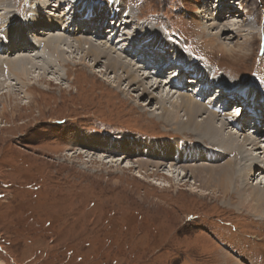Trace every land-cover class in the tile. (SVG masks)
Segmentation results:
<instances>
[{"label": "rangeland", "instance_id": "rangeland-1", "mask_svg": "<svg viewBox=\"0 0 264 264\" xmlns=\"http://www.w3.org/2000/svg\"><path fill=\"white\" fill-rule=\"evenodd\" d=\"M86 1H91L89 6H100L96 8L101 13L105 11L102 8L115 1L126 11H133L137 18L158 14L159 17L147 23L150 29L159 30V26L164 27L162 20L166 26L170 21L174 27L172 30L168 26L170 32H183L190 37L181 40L175 37L185 45L190 59L193 54H203L227 67L231 76L226 80L240 83L238 86H243L241 78L245 80L244 74H250L251 69L254 73L257 65L264 73L261 66L264 0L223 1L224 14L239 16L242 26L235 22L234 27L250 30H245L244 35L240 31L239 35H231V32L207 29L204 31L207 36L217 34L214 46L207 42L210 37L197 29L200 24L190 18L193 14L200 18L197 4L204 5L201 0H84L87 4ZM26 2L5 0L0 5V15L5 7L15 14L16 10L25 9ZM228 5L235 8L230 9ZM57 7L60 12L61 4ZM16 16L19 21L23 15L16 13ZM95 31V28L91 30ZM246 37L250 40H245ZM98 39L92 41L111 51V57L119 56L118 50L106 46L104 39ZM222 42L231 46L233 52L226 54L218 50ZM71 43L72 47L62 46L69 64L55 63L56 69L49 67L52 63L48 64L44 73H39L45 80L18 76L0 80V84L8 83L16 90L11 91L16 97H8L5 92L6 96L0 99V111L2 104L6 105L5 111L0 112V264H264V209L241 205L240 198L247 191L238 188L242 178L235 182L225 162L208 164L215 166L210 167L215 173L213 184L205 185L202 178L199 180L188 170L178 171L181 166L166 163L159 167L157 174H147L135 164L138 159L149 162L150 159L125 156L122 150L112 153L78 145V138L85 130H93L104 138H124L119 145L133 149L134 154L145 149L144 143L133 141L139 137L137 133L198 140L191 134L172 130L171 124L163 120L162 113L166 109L174 110V102L166 100L164 109H157L156 100L150 101L148 94L140 97L135 86L133 90L126 80H119L124 73L107 69L106 56H98L96 60L86 54L84 46L79 49L76 42ZM37 51L33 47L29 54ZM119 57L134 63L123 55ZM137 70L139 74H149L146 69ZM149 77V81H154V77ZM166 77H160L161 82ZM24 82L30 84L28 90L23 87ZM159 90L151 93L155 92L156 96ZM229 91L230 96L239 99L238 92L231 88ZM260 98L263 100L260 110L264 111V94ZM178 115L183 118L181 112ZM261 127L255 128L258 135L262 134ZM226 130L232 133L233 129ZM234 134L242 136L243 133ZM73 150L82 152L81 156L71 157ZM84 154L98 156L103 163L89 161ZM110 159L117 160L116 164ZM208 165L191 166L206 168ZM152 169L155 168L148 166V171ZM169 170L180 177L187 174L184 182L162 174ZM261 175L251 178L253 184L263 178L264 171ZM239 250L249 256L240 257Z\"/></svg>", "mask_w": 264, "mask_h": 264}, {"label": "bare ground", "instance_id": "bare-ground-1", "mask_svg": "<svg viewBox=\"0 0 264 264\" xmlns=\"http://www.w3.org/2000/svg\"><path fill=\"white\" fill-rule=\"evenodd\" d=\"M4 1L5 0H0V5ZM26 1V4H24L25 9L16 10L17 15H23L20 17L19 21L16 19L19 16H16V13H11L13 10L10 11L9 7L3 6L6 10L0 15V46H7V48L0 51V80H4L9 76H18L26 80L34 77H36V80H45L42 73H44L48 64L52 63L53 67L49 66L52 69H56L54 65L58 62H62L63 65L69 64L64 55V47L62 46L67 45V47H72L71 41L76 42L77 48L79 49L85 47L86 54L92 55L96 60L98 56H106L105 66L107 69L111 71L120 70L121 73H124V77L119 78V80H126V84L131 89L135 86L134 88L139 91L140 97L148 94L147 98H149L150 101L151 99L156 100L155 102L158 105L157 109L163 107V110L166 100H168V102H174V110L168 111L166 109L164 113H162L164 117L163 120L171 124L169 126L170 128L172 127V130L176 129V131L179 130L182 133L191 134L194 139L198 141L190 138H188L190 141H187L185 137H162L137 133L139 137L133 139V141L144 143L145 149L134 154L135 152L132 151L133 149L130 150L119 145L120 142L125 141L124 138H113V136H111V139L104 138L101 137L103 135L99 136L96 133L94 134L92 132L93 130H85V134H82V136L78 138V140H80L77 142L78 145L82 148L88 147L93 150H102L103 148L105 151L111 150L112 153L122 150L123 153H126L125 156L135 155L140 158L150 159V162L138 159L135 164L136 168L144 169L147 174H157L159 172V167L162 165L164 166L166 163L181 166L182 169L179 168L180 170L178 171L182 170L184 172L188 170L192 175L198 177L199 180L202 178L205 185L213 184L211 181L214 178L213 173L215 172H213V168L210 167L215 166H210L211 163L216 164L225 162L226 165H229V172L235 182L242 178V182H239L238 188H243L247 191V194H244V197L240 198L242 199L240 200L241 205L249 209L257 208L261 211L264 209V181L261 180L264 176L260 178V180H256L253 184L255 176L262 177L261 171H264V136H262L264 133L260 135L254 133L255 127L247 129L243 126H234L232 124L234 119H231V117H235L237 113L232 111L233 107L231 108L232 114L228 112L225 113L218 110L216 108L217 105H215L213 101L210 99L207 101L204 98L213 95L212 87L216 86L217 88H214L218 90H220L218 87H224V91H226L228 95L231 94L229 88L234 89L240 96V103L248 104L253 101L252 103L258 105L262 104L260 96L264 94V73L261 72V68H259L258 65L257 69L255 67L254 73L251 69L250 74H244L247 78L245 80L241 78V82H243V86L241 87L238 86L240 83H232L226 80L227 77L230 78L231 76L227 71V67L207 59L203 54H193L190 59L186 55L187 48L185 45L175 40V37H180V40L181 38L186 39L190 37L183 32H170L168 26L170 29L174 30L170 21H168V26H166V23L162 20L161 24L163 23L164 27L159 26V30L150 29L147 23L154 20L155 17H159L158 14H153L149 17L145 15L144 17L137 18L134 17V12L128 9L127 6L126 8L128 11L115 1L108 3L105 8H102L105 10L103 13H101V9H99L98 12L96 8L100 6H89L88 4H92L91 1H86L87 4L84 0ZM201 1L204 5L198 7L197 4V13H200V18L197 17V14H193L190 18L192 21L200 24V26L197 25V29L203 31V34H205L204 31L207 29H218L220 30L219 33L221 31L231 32V35H233V33L239 35V31L245 34V30H250L248 27H243L244 30L241 27L238 28V30L234 27L236 23L240 24L239 16L236 14L237 12L234 13L237 16L230 12H227V14L223 13L225 12L223 11V1L225 0ZM57 4H61L62 6L58 9L60 12H57ZM228 6L230 9L235 8L233 5ZM124 11H126V13ZM256 16L258 17L257 14ZM36 17H41L42 20H37ZM75 18L79 20L77 21ZM181 19L182 18H180V20ZM87 20H89V22H86ZM208 22L211 23L207 24ZM241 23H243V21ZM190 24L193 25V23ZM240 25L242 26V24ZM93 28H95V32H91ZM205 35L206 37H210L207 41L208 44L214 46L213 44L217 41L215 39L217 34L215 33L213 36ZM229 36L230 35L227 33V38H229ZM223 37L222 39H224ZM98 38L104 39L105 42L103 43H105L106 46H111L115 51L118 50L121 53H118L119 56L123 55L129 61H133L134 65L123 61V59L121 60L119 56L112 55L113 57H111L109 54L111 51L109 52L105 49V46L92 41L94 39L99 40ZM245 40L250 39L246 37ZM123 41L125 42L123 43ZM27 43L29 45L25 46ZM119 44L121 45L119 46ZM226 44L227 43L223 42L219 44L218 50L224 51L226 54L231 53L233 48ZM205 45H207V43ZM33 47L38 51L29 54L32 53ZM21 51L23 52L20 54ZM57 51L59 52L57 53ZM147 51H149V54H147ZM24 52H28V54ZM17 53L19 55H17ZM118 54L115 52V55ZM56 56L57 58H55ZM38 58H41V61H37L36 59ZM54 60L55 62H52ZM163 63L164 65H162ZM261 66L264 69V62ZM137 69H142L143 71L146 69L148 73L154 77V81H149V78H151L149 74H139ZM177 69H180L179 73L170 76L171 73ZM36 72H38L37 75ZM40 72L42 73L39 74ZM189 72L190 76H187ZM222 72L226 73L223 77L220 75ZM162 76H164V78L167 76L164 82L160 80ZM25 82L23 87H26V90H28L30 84L26 85ZM6 84H0V99L5 92H7L8 97H16V93H11L12 90L14 92L16 91L15 87L8 83ZM166 87L168 90H163ZM193 87L195 88L194 91L191 90ZM157 89L160 90L155 96V92L152 94L151 91L153 92ZM169 89L173 91L171 92ZM255 89L257 92L253 91ZM207 92L210 94L206 96ZM175 95L176 98H174ZM150 101L148 104H150ZM5 109L6 105L3 103L0 112L3 113ZM180 112L183 118L178 115ZM228 127L233 129L232 133L229 132L230 129L226 130ZM252 130H254V132H252ZM238 132L243 133L242 136L234 134ZM126 139L129 140L131 138ZM129 144H131V142ZM247 147H250L249 150L253 152H248ZM81 153L80 151L73 150L70 152V156H81ZM84 156H87L89 161L94 159L93 161L97 160L103 163V159L98 156H89V154H84ZM109 161L116 164L115 161L117 160L110 159ZM237 161L239 165L235 164ZM122 162L123 161L119 164H122ZM197 163L210 165L206 168L191 166ZM144 165L147 166L145 167ZM148 166L154 167L155 169H152V172L148 171ZM128 168L131 167L128 165ZM162 174H166L165 177L167 178L175 177V179L183 182L187 176V174L185 176V173H183L182 177H180L179 174L175 175L171 170ZM244 177L246 181L243 180ZM252 177L253 179H251ZM219 183L220 186L224 188L223 193L226 194L227 191H225V184L222 178L219 179ZM238 188H236L237 191ZM240 191H242V189ZM244 201L246 203H244ZM239 251L238 254L240 257L245 258L249 256L248 253L241 250Z\"/></svg>", "mask_w": 264, "mask_h": 264}]
</instances>
